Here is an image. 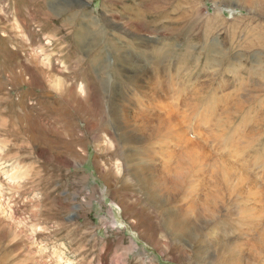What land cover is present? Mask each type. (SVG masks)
<instances>
[{
    "label": "rangeland",
    "instance_id": "374dc122",
    "mask_svg": "<svg viewBox=\"0 0 264 264\" xmlns=\"http://www.w3.org/2000/svg\"><path fill=\"white\" fill-rule=\"evenodd\" d=\"M32 1L0 0V262L264 264V17L241 0L196 1V23L143 18L148 0ZM128 113L172 131L143 142Z\"/></svg>",
    "mask_w": 264,
    "mask_h": 264
},
{
    "label": "bare ground",
    "instance_id": "6f19581e",
    "mask_svg": "<svg viewBox=\"0 0 264 264\" xmlns=\"http://www.w3.org/2000/svg\"><path fill=\"white\" fill-rule=\"evenodd\" d=\"M142 1H145V0H142ZM196 1H198V0H148V1H146L147 3H149V5H148V7H146V9L144 10V11H139L140 12V15L143 17V18H147V17H152V16H159V12L160 11H163L166 7H173V9L175 10V13L178 15V18L181 20V21H183L184 23H186V22H195L196 23V21H197V14H196V9H195V2ZM236 1H238V0H236ZM32 2H34L33 4L34 5H36L39 9H41V10H43L44 9V0H34V1H32ZM216 2V1H215ZM241 2L242 3H244V5H245V9H248V10H250V7H254V8H252L255 12H258L259 13V15L260 16H262V17H264V0H241ZM229 4H231V2L229 3ZM226 5V4H225ZM231 6V5H230ZM36 7V8H37ZM240 8H242V7H240ZM38 12V11H37ZM250 12V11H249ZM142 13H143V15H142ZM198 13H200V12H198ZM37 14V13H36ZM78 14H80L82 17L84 16V15H86V14H84V12H83V10L82 11H80V12H76L75 13V15H74V13H71V17H70V19H69V22H70V24H75V20L77 19V16H78ZM220 14V12L218 11V9L217 10H215L214 11V14H213V16H218ZM45 15H48V16H50V14H49V12L48 11H46L45 12ZM77 15V16H76ZM211 16V15H210ZM36 17H37V15H36ZM43 18V17H42ZM79 18V17H78ZM85 18V17H84ZM136 18H139L138 16H136ZM160 18H163V19H166L167 18V14L163 11L162 12V14H161V16H160ZM207 19H210V17L209 18H207ZM217 19V18H216ZM68 22V23H69ZM67 23V24H68ZM120 23V22H119ZM63 24V23H62ZM66 24V23H65ZM132 24H134L133 23V21H125V20H121V26H120V28H122L123 27V25H125V26H131V27H129V28H132ZM204 24L206 25V30L204 31V33H206V34H208V33H211L214 29V26H216V24L214 25V23L211 21V19L210 20H207V21H204ZM158 25H160L161 26V28H162V31H164L165 33H172V32H174V30L173 29H171V28H167L166 26L168 25V22H166V21H160V23L158 24ZM65 26V25H64ZM69 26H71V25H69ZM68 25H67V27H69ZM135 26V25H134ZM41 27H42V25H41ZM115 28V27H114ZM116 29V28H115ZM118 29V28H117ZM176 29H178V30H180L181 28H176ZM118 31V30H117ZM120 31V30H119ZM122 31V30H121ZM181 31H182V29H181ZM121 33V32H120ZM213 34V33H212ZM84 35V34H83ZM85 36V35H84ZM137 36V35H136ZM137 37H139V36H137ZM211 37V36H210ZM79 40H81V39H83L84 37L80 34L79 35ZM204 38V37H203ZM205 38H208V37H205ZM204 38V40H206ZM246 38V37H245ZM139 39H142L141 37L140 38H138V41H139ZM141 41V40H140ZM152 44V43H151ZM154 45V44H153ZM151 46V45H150ZM158 47V46H157ZM155 54V53H154ZM160 56V55H159ZM157 59V58H156ZM143 76V75H142ZM145 76V75H144ZM154 77V76H153ZM140 78V77H139ZM138 78V79H139ZM144 78V77H143ZM133 79H134V77H133ZM133 79H132V81H133ZM152 79V78H151ZM157 79V78H156ZM155 79V80H156ZM141 80V79H140ZM153 80V79H152ZM154 80V81H155ZM134 81H136V79L134 80ZM59 82V81H58ZM144 82V81H143ZM145 83V82H144ZM150 83V82H149ZM148 83V84H149ZM150 85H155V82L154 83H152V84H150ZM142 86V85H141ZM61 87L62 88H64L65 87V85L64 84H61ZM155 87V86H154ZM155 89H156V87H155ZM151 90V89H150ZM66 92H68V94H66V95H70V93L72 92H70V90H66ZM70 92V93H69ZM154 92V91H153ZM152 92V93H153ZM157 92V91H156ZM166 103V102H165ZM164 103V104H165ZM163 104V105H164ZM156 106V105H155ZM156 107H158V106H156ZM161 106H159L158 108H160ZM166 108V107H165ZM155 109H157V108H155ZM167 109V108H166ZM236 109V108H235ZM162 111V110H161ZM127 117H130V118H132V117H138V123H139V125H138V129H137V135L139 136V139L140 140H142L143 142H144V140L146 141V140H149L151 137H153L155 134H160L162 131L163 132H165V133H167V132H170V130H171V125H172V119L173 118H171L170 116H167V117H165V118H157V119H154V118H150V117H147V116H145V114L144 115H139V116H134L133 114H130V113H128L127 114ZM128 119V118H127ZM133 120V119H132ZM137 120V119H136ZM173 121H174V119H173ZM132 122V121H131ZM176 122V121H175ZM177 123V122H176ZM175 123V124H176ZM174 124V125H175ZM125 125V124H124ZM130 126H132V125H130ZM135 126V125H134ZM132 128H134V127H132ZM131 128V129H132ZM174 128V127H173ZM178 128V127H177ZM133 130V129H132ZM134 131V130H133ZM172 131V130H171ZM180 132V131H179ZM182 133V132H181ZM121 134V133H120ZM123 135V134H122ZM126 134L124 133V135L122 136V140H126V136H125ZM136 135V134H135ZM164 135V134H163ZM161 136V135H160ZM174 136H176V135H174ZM136 139V138H135ZM137 140V139H136ZM127 141V140H126ZM178 141V140H177ZM179 142V141H178ZM122 145H124V144H122ZM126 145V144H125ZM191 145V144H190ZM189 145V146H190ZM184 147V146H183ZM191 148V147H190ZM193 150V149H192ZM191 150V151H192ZM189 151V150H188ZM183 154H185V153H183ZM141 155V154H140ZM75 156V155H74ZM75 159H79V158H76V156H75ZM183 159V158H182ZM178 160V159H177ZM210 160V159H209ZM169 161V160H168ZM77 162V161H76ZM80 162V161H79ZM212 162V161H211ZM169 164V163H168ZM164 165L163 167H160V170L158 171L159 172V174L157 175V178H150V180H151V182L153 183L152 184V187H151V190L153 191V187H154V185L158 182L159 183V185L162 187L163 185H172V186H175L176 184H178V180H179V178L177 179L175 176H174V178L173 177H171V174L173 175V174H178V172H179V169H181V166H182V163L179 161V162H177L175 165V167L176 168H174L173 169V167H169V165ZM144 165V164H143ZM203 165V164H202ZM138 167H139V165H138ZM151 167H152V165H151ZM226 167V166H225ZM153 168V167H152ZM138 169V168H137ZM147 170L149 169V168H146ZM210 169V168H209ZM136 170V169H135ZM142 172V171H141ZM181 172V171H180ZM179 172V173H180ZM184 172V171H183ZM151 173V172H150ZM37 174V173H36ZM148 174H149V172H148ZM181 174V173H180ZM179 174V175H180ZM222 174H223V172H222ZM182 175V174H181ZM135 178V177H134ZM181 178V177H180ZM233 178V177H232ZM141 179V178H140ZM144 179V178H143ZM145 180V179H144ZM167 180V181H166ZM166 181V182H165ZM191 182V181H190ZM34 184V183H33ZM139 184V183H138ZM229 184V183H228ZM14 185V184H13ZM171 186V187H172ZM22 187H23V184H22ZM30 187V186H29ZM167 187V186H166ZM15 188H17V189H19V187L18 186H15ZM176 188V187H175ZM9 189H11V187L9 188ZM30 189V188H29ZM165 189H167V188H165ZM11 190H14V189H11ZM171 190V189H170ZM11 192V191H10ZM14 193V192H13ZM1 194V193H0ZM15 194V193H14ZM2 195H3V193H2ZM214 195V194H213ZM241 197V196H240ZM239 197V198H240ZM257 197V196H256ZM1 198V197H0ZM19 199V198H18ZM11 201V199H9V202ZM14 201V200H13ZM35 207V206H34ZM28 208V207H27ZM33 208V207H32ZM43 211H45V210H43ZM244 211H246V210H244ZM243 211V212H244ZM19 212V211H18ZM28 212H30L29 210H28ZM204 212V211H203ZM32 213V212H31ZM43 213V212H42ZM45 213H46V211H45ZM29 214V213H28ZM34 215V214H33ZM45 216H46V214H44ZM11 216V215H10ZM39 216V215H38ZM49 216V215H48ZM47 216V217H48ZM173 216V215H172ZM249 216V215H248ZM44 217V216H43ZM175 217H176V215H175ZM14 218V217H13ZM46 218V217H45ZM44 218V219H45ZM49 218V217H48ZM53 218V217H52ZM181 218V217H180ZM12 219V218H11ZM40 219H42V218H40ZM13 220V219H12ZM53 220V219H52ZM178 220V219H177ZM180 221H181V219H179ZM32 221H34V219H32ZM44 221V220H43ZM11 222V221H10ZM171 223H172V221H170ZM178 222V221H177ZM19 223V222H18ZM45 223H46V220H45ZM185 223V222H184ZM191 223V222H190ZM22 224V223H21ZM173 224V223H172ZM172 224H170V225H172ZM181 224V223H180ZM10 225V224H9ZM179 226V225H178ZM184 226V225H183ZM12 227V226H11ZM171 227H173V225L171 226ZM185 227V226H184ZM194 227V226H193ZM176 228H177V226H176ZM175 228V229H176ZM174 229V230H175ZM179 229H181V228H179ZM14 230V229H13ZM18 231V230H17ZM18 233V232H17ZM186 234V233H185ZM175 241V240H174ZM188 241V240H187ZM258 242V241H257ZM259 243V242H258ZM5 248H7V247H5ZM221 248V247H220ZM224 249V248H223ZM227 249V248H226ZM230 250V249H229ZM228 250V251H229ZM194 251V250H193ZM192 252V251H191ZM3 256L4 255H6V254H2ZM27 255H28V253H27ZM214 255V254H213ZM6 258H7V255H6ZM6 258H5V260H6ZM28 258H30V257H28ZM26 261V260H25ZM32 261V260H31ZM28 262V261H27ZM31 263V262H30ZM0 264H2V261L0 262Z\"/></svg>",
    "mask_w": 264,
    "mask_h": 264
}]
</instances>
